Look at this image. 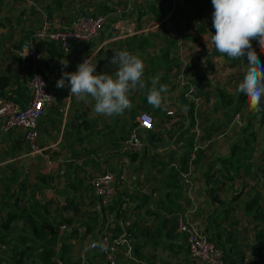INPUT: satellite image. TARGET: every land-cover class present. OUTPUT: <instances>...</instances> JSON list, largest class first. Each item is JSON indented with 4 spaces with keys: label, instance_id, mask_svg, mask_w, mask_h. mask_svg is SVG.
Listing matches in <instances>:
<instances>
[{
    "label": "crops",
    "instance_id": "crops-1",
    "mask_svg": "<svg viewBox=\"0 0 264 264\" xmlns=\"http://www.w3.org/2000/svg\"><path fill=\"white\" fill-rule=\"evenodd\" d=\"M197 1L0 0V98L20 107L32 98L29 78L35 67L26 52L40 40L38 29L45 24L50 31L69 28L84 15L109 17L89 43H72L70 52H65L55 42L59 52L39 51L38 66L57 97V103L45 107L39 119L41 151L31 153L22 128L0 130V195L12 197L11 207L2 199L0 218L4 219L6 211L20 213L13 222V241L22 240L23 235L32 237L28 222L32 217L43 227L54 224L59 235V226L65 224L61 239L66 256L78 261L81 247L102 231L99 225L93 232L86 229L94 214L102 213L90 180L106 171L126 170L127 180L118 186L104 218L97 222L107 219L122 232L139 217L147 225L155 224L164 213L155 202L166 199L169 192L168 205L218 242L225 255L237 258L241 254L246 264H264V251L258 252L255 240L256 232L264 227V216L255 219L253 209L248 208L258 196L254 208L264 213V119L255 117L257 112L237 92L245 67L218 53L211 43L215 34L212 0L205 9L194 6ZM203 35L208 37V47ZM253 48L264 64V49L256 41ZM108 49L113 53L127 50L145 65V88L130 91L132 107L112 117L94 114V101L70 96V86H56L62 72H75L89 57L97 74L114 75L118 65L103 63L98 68ZM62 60L68 62L67 68ZM156 76L160 85L168 86L160 108L147 101L151 78ZM189 86H194V96L187 94ZM260 109L264 111V97ZM142 112L151 113L155 125L141 131L145 146L135 152L125 146L124 139L138 126ZM175 169L180 171L177 187L181 190H175L168 177ZM252 182L258 187L252 188ZM177 191L181 196L175 200ZM160 193L164 195L159 197ZM72 200L78 208L69 206ZM124 210H131L126 217ZM151 212L155 216H148ZM173 242L165 251L164 244L143 248L144 264L160 262L175 252V238ZM58 245L62 250V244ZM92 261L107 264L106 260ZM121 261L134 264L122 254L118 264Z\"/></svg>",
    "mask_w": 264,
    "mask_h": 264
},
{
    "label": "built area",
    "instance_id": "built-area-1",
    "mask_svg": "<svg viewBox=\"0 0 264 264\" xmlns=\"http://www.w3.org/2000/svg\"><path fill=\"white\" fill-rule=\"evenodd\" d=\"M108 20L109 17L104 15H84L69 28L50 31L47 24H45L38 29L36 36L40 40L57 42L63 51L70 52L72 43H89L93 41L105 27ZM26 55L27 58L33 61L35 67L32 76L29 78L32 91L31 102L26 107H20L12 100L0 98V118L2 119L0 130L22 128L29 142L31 153H38L41 151L37 142L40 136L39 119L45 107L57 103V97L50 88L44 72L38 66L42 58L41 53L35 46H31L28 48ZM195 92L194 86L188 87L187 94L194 96ZM168 114H173V112L169 111ZM137 121L138 126L132 129L124 139V143L130 150L140 152L145 146L141 131L152 130L155 119L151 113L142 112L139 114ZM126 180V170L106 171L94 176L90 180V186L99 204L103 208H107L116 196L118 186ZM176 220L178 231L186 236L187 247L192 259L201 264H226L224 250L211 237L203 233L195 223L188 221L183 214H178ZM66 228L65 224L59 226L60 237H62V233ZM99 244L105 245L102 252L107 264H118L121 254L134 264H144L135 255L133 239L127 231L124 230L120 234H115L109 223H106L105 229L100 233L98 239L92 238L86 245L81 247L79 254L81 264H89V256L97 250Z\"/></svg>",
    "mask_w": 264,
    "mask_h": 264
},
{
    "label": "clouds",
    "instance_id": "clouds-1",
    "mask_svg": "<svg viewBox=\"0 0 264 264\" xmlns=\"http://www.w3.org/2000/svg\"><path fill=\"white\" fill-rule=\"evenodd\" d=\"M212 26L215 34L211 35V43L216 51L232 60L239 61L245 67L243 80L237 87L242 93L250 109L260 111V103L264 97V64L259 60L253 41L264 49V0H212ZM208 47V37L203 35ZM111 63L118 69L113 74L96 73V66L91 57L78 64L75 72H62L57 81V88L70 86V96L79 101H94L93 113L112 117L123 114L132 107L129 92L144 89L142 79L145 65L138 56L127 50L115 52ZM64 68L68 62L61 61ZM159 85V87H157ZM167 85L159 84V77L151 78L147 101L154 108L164 103ZM102 250L105 245H100Z\"/></svg>",
    "mask_w": 264,
    "mask_h": 264
},
{
    "label": "trees",
    "instance_id": "trees-1",
    "mask_svg": "<svg viewBox=\"0 0 264 264\" xmlns=\"http://www.w3.org/2000/svg\"><path fill=\"white\" fill-rule=\"evenodd\" d=\"M204 2V3H203ZM208 3V0H200V2H193L195 4L194 6L198 7L200 6L202 9H205V5ZM37 50L43 52L45 49L48 51H56L59 52V49L57 48L58 45L54 41H48V40H39L37 42ZM169 179L173 184H175V190H181L178 188V181L180 177V171L175 169V171H171L168 175ZM171 194L168 192L166 193V199L169 198ZM181 196V192L177 191L175 192V200L178 199V197ZM147 197V196H146ZM149 198H146L145 201H147ZM162 198L161 200H158L156 203V206L163 211V215L158 217L157 223L151 225H147L145 223V219L139 217L137 220L133 221L130 225H128L127 233L131 238H133L134 243V253L139 258L143 256V248H145L147 245H152L154 248L158 247L159 245H163L164 247L168 246L171 247L174 244V238H175V253L179 251H185V249H188L187 243H186V236L180 233L177 230V220L176 217L178 215L177 210L175 208H172L168 205L167 200ZM260 201L259 197H254L251 202L248 204V208L253 209L254 218L255 219H261L264 216L263 211L261 209L259 211L254 208V204L258 203ZM6 202V201H5ZM251 204V206H250ZM11 205V204H10ZM69 205L73 206V208H78V204L74 203V201H69ZM175 209V210H174ZM110 210H115L114 206L110 207ZM105 208L102 207L101 214H94V217L89 220V223H87L86 229L87 232H93L98 225L101 228V232L105 229L106 220L104 219L103 222L99 223L97 222V219L100 217L104 218L105 216ZM19 212L17 210L7 211L4 219H0V252L8 251L11 252L12 258L11 260L13 264L21 263L22 260H24V257L26 254L30 251H32V254L34 251H36V255L34 256V259L40 264H81V261H75L70 259L66 256V247L63 246L64 241H62L58 231L54 229L53 224H48L45 226L48 228V230L43 229L45 227L38 225V220L34 217L32 219L28 220L30 222V229L32 231V237H27L25 235L21 236L22 240L20 241H13V238H11V234L13 233V222L16 220V218L19 217ZM34 213H31L33 215ZM149 215H154V212L149 213ZM264 219V218H263ZM112 230L115 232V234H120L122 232V228L117 224L115 227L112 228ZM100 232V233H101ZM94 238L98 239V234H94ZM143 236H146L149 239L142 240L141 238ZM181 238V239H179ZM40 239H44V241H40ZM173 239V241H171ZM184 239V240H183ZM151 240V241H150ZM178 240L179 242H177ZM255 240L257 242V248L258 252L264 251V227L259 229L255 234ZM185 241V243H184ZM60 242V247L63 246V249L59 250L58 243ZM23 244V246L20 245ZM146 244V245H145ZM218 246H220L222 249L223 247L216 242ZM99 244L97 250L92 253V256H89V264H94L92 260L95 258L99 259H105L104 253L102 252V248ZM166 245V246H165ZM178 248V250H177ZM101 250V251H100ZM177 250V251H176ZM189 253V250H188ZM99 254V255H97ZM190 256V254H189ZM4 258V257H3ZM106 260V259H105ZM225 262L226 264H246L245 257L240 254V257L233 258L232 256L229 257V255H225ZM2 261V256L0 255V264ZM143 261V260H142ZM93 262V263H92Z\"/></svg>",
    "mask_w": 264,
    "mask_h": 264
},
{
    "label": "rangeland",
    "instance_id": "rangeland-1",
    "mask_svg": "<svg viewBox=\"0 0 264 264\" xmlns=\"http://www.w3.org/2000/svg\"><path fill=\"white\" fill-rule=\"evenodd\" d=\"M257 112V115L255 114ZM255 117H257L260 121H262L263 119H264V111L262 110V109H260V111H255ZM251 118V117H250ZM249 118V121L251 120ZM264 177V176H263ZM253 181H255V179H253ZM257 182H252V185H251V187L252 188H255L254 187V185H256V187H258L257 186V184H256ZM25 184V183H24ZM2 185H7V184H3L2 183ZM11 185V184H10ZM21 185H23V182H21L20 183V186ZM26 185V184H25ZM248 186H249V184H247ZM251 190H253V189H250V192H251ZM164 195V193H160L158 196L159 197H161V196H163ZM2 196V198L0 199V203H2L3 201H2V199H4V201L7 199L8 200V202H9V207H11V205L10 204H12V202H11V200H12V197L9 195V194H1L0 195V197ZM158 196H157V198H158ZM156 198V199H157ZM158 202V200L155 202V204ZM100 205V204H99ZM70 206V205H69ZM101 206V205H100ZM102 207V206H101ZM130 211L131 210H124V214H125V217L126 216H128V214L130 213ZM6 213H7V211H6ZM139 212L137 211L136 212V214H138ZM151 214V213H150ZM148 216H150V217H153L154 215H148ZM124 217V218H125ZM1 219V218H0ZM126 219V218H125ZM106 221H107V219H106ZM54 225V224H53ZM55 227V226H54ZM179 239H181V238H179ZM184 240V239H183ZM177 242H179L178 240H176ZM184 243H185V241H184ZM81 244V243H80ZM20 245V244H19ZM22 246H23V244H22ZM166 246V245H165ZM167 247V246H166ZM166 247L165 248H163L162 250L163 251H165L166 250ZM176 249V248H175ZM174 250V249H173ZM177 250H178V248H177ZM101 251V250H100ZM183 252L184 253H182V255L180 256V257H170V255H174V253L175 252H173L172 254H170V253H167V256L165 257V258H163V259H161V261L159 262V261H154V262H152L151 261V264H171V261L173 262V264H201V263H199L198 261H196V260H194V259H192L190 256H189V253H188V249H185V251L183 250ZM36 251H34L33 252V254H32V251H30V252H28L27 254H26V256L24 257V260H22V262L21 263H18V264H40V262L38 261H36L35 259H34V256L36 255ZM2 254V253H1ZM93 255V254H92ZM97 255H99V254H97ZM149 255V254H148ZM148 255H146V256H148ZM4 257V258H3ZM3 257H2V260L4 261V264H13V263H10V262H12L11 260L13 259V261H14V258H12L13 256H12V254H11V252H8V251H3ZM148 258V257H147ZM146 258V259H147ZM172 258V259H171ZM95 260V263H99V262H97V261H104L105 262V259L103 258V259H99V258H95L94 259ZM141 260H143V262L145 263V261H144V259H141ZM123 261V260H122ZM121 261V264L122 263H125V262H122ZM128 261V260H127ZM226 261V260H225ZM102 264V263H101ZM104 264H106V263H104ZM146 264H148V262L146 261Z\"/></svg>",
    "mask_w": 264,
    "mask_h": 264
},
{
    "label": "water",
    "instance_id": "water-1",
    "mask_svg": "<svg viewBox=\"0 0 264 264\" xmlns=\"http://www.w3.org/2000/svg\"><path fill=\"white\" fill-rule=\"evenodd\" d=\"M106 51H107V57L105 59H103V60L100 61L99 65H98L99 66L98 67L99 69L101 68V65L103 63H109V64H111V59L115 55V53H113V51L111 49H108Z\"/></svg>",
    "mask_w": 264,
    "mask_h": 264
}]
</instances>
